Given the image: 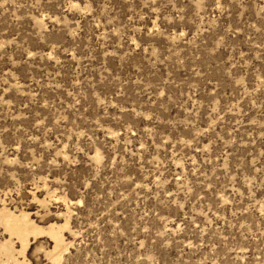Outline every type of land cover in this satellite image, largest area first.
<instances>
[{
  "label": "rangeland",
  "instance_id": "obj_1",
  "mask_svg": "<svg viewBox=\"0 0 264 264\" xmlns=\"http://www.w3.org/2000/svg\"><path fill=\"white\" fill-rule=\"evenodd\" d=\"M0 264H264V0H0Z\"/></svg>",
  "mask_w": 264,
  "mask_h": 264
},
{
  "label": "bare ground",
  "instance_id": "obj_2",
  "mask_svg": "<svg viewBox=\"0 0 264 264\" xmlns=\"http://www.w3.org/2000/svg\"><path fill=\"white\" fill-rule=\"evenodd\" d=\"M4 216V225L7 228V231L10 235L16 236L22 242V244H24L23 248H25L27 236L30 234H35L36 229L29 225V222L24 215L14 216L13 214L7 213ZM50 231V237L55 245V248L53 249L54 252H57L58 249H60V245L62 244L61 237L58 234L59 232H54L52 228Z\"/></svg>",
  "mask_w": 264,
  "mask_h": 264
}]
</instances>
